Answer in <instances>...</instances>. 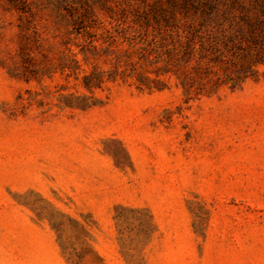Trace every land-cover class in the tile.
<instances>
[{
    "label": "rangeland",
    "instance_id": "rangeland-1",
    "mask_svg": "<svg viewBox=\"0 0 264 264\" xmlns=\"http://www.w3.org/2000/svg\"><path fill=\"white\" fill-rule=\"evenodd\" d=\"M189 6L0 0V264H264V62Z\"/></svg>",
    "mask_w": 264,
    "mask_h": 264
},
{
    "label": "trees",
    "instance_id": "trees-1",
    "mask_svg": "<svg viewBox=\"0 0 264 264\" xmlns=\"http://www.w3.org/2000/svg\"><path fill=\"white\" fill-rule=\"evenodd\" d=\"M188 1L189 11L198 14L200 25L208 28L206 39L199 29L191 32L190 53L200 38V57L218 63L225 72L224 82L235 88L264 62V0ZM216 83L220 84L219 78Z\"/></svg>",
    "mask_w": 264,
    "mask_h": 264
}]
</instances>
